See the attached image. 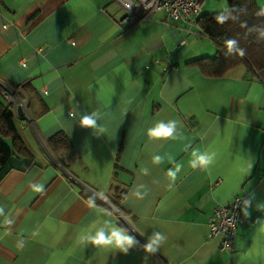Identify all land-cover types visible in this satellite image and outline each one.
I'll list each match as a JSON object with an SVG mask.
<instances>
[{
  "label": "crops",
  "instance_id": "1",
  "mask_svg": "<svg viewBox=\"0 0 264 264\" xmlns=\"http://www.w3.org/2000/svg\"><path fill=\"white\" fill-rule=\"evenodd\" d=\"M115 1L0 0V93L21 89L24 112L8 106L31 154L2 169L0 264H264V80L242 66L208 78L190 64L216 56L199 19L227 0L128 27ZM92 112L104 131L80 127ZM173 120L172 137L148 135ZM59 133L73 149L60 162L48 145ZM200 156L211 163L193 168ZM113 185L125 190L123 212L108 201ZM242 194L250 206L233 251L221 252L209 219ZM113 225L138 244L122 253L80 242ZM154 232L167 240L145 260Z\"/></svg>",
  "mask_w": 264,
  "mask_h": 264
},
{
  "label": "trees",
  "instance_id": "2",
  "mask_svg": "<svg viewBox=\"0 0 264 264\" xmlns=\"http://www.w3.org/2000/svg\"><path fill=\"white\" fill-rule=\"evenodd\" d=\"M262 1L261 7L257 0H227L228 7L224 13L202 16L199 19L201 32L216 44V56L197 59L190 64L208 78L222 77L242 66L250 76L264 80V0ZM218 15L226 18L223 24L217 23ZM229 39L238 42V46L231 51L225 46ZM239 49L244 50L243 56L238 54ZM9 107L7 100L0 93V178L3 176V167L14 154L22 157L31 155L17 134L14 115ZM4 138L11 139L13 149L2 142L1 139ZM48 145L59 162V151L73 152L69 139L60 133L53 136ZM80 194L94 204H102L99 199L84 190L80 191ZM124 194V189L113 185L107 196L110 204L121 212Z\"/></svg>",
  "mask_w": 264,
  "mask_h": 264
},
{
  "label": "built area",
  "instance_id": "3",
  "mask_svg": "<svg viewBox=\"0 0 264 264\" xmlns=\"http://www.w3.org/2000/svg\"><path fill=\"white\" fill-rule=\"evenodd\" d=\"M204 0H116L117 6L125 12V17L120 21L121 27L130 26L139 20L149 19L157 12H165L167 19L177 22L181 18L196 17L201 12ZM21 89L17 91H4L1 95L7 100L9 105H13L15 113L22 112L23 103L19 98ZM22 107H20V106ZM250 206L248 195L236 196L228 205L218 206L214 209L213 215L209 219V237H222L220 251H233V241L239 224L244 218L241 214L243 209Z\"/></svg>",
  "mask_w": 264,
  "mask_h": 264
},
{
  "label": "clouds",
  "instance_id": "4",
  "mask_svg": "<svg viewBox=\"0 0 264 264\" xmlns=\"http://www.w3.org/2000/svg\"><path fill=\"white\" fill-rule=\"evenodd\" d=\"M218 24H223L226 21V18L222 15L216 17ZM226 48L231 51L233 48L238 46V42L234 39H229L225 42ZM238 54L240 56L244 55V50L239 49ZM70 115L74 118V112H71ZM99 113L92 112L91 114H85L80 117L79 125L81 128L85 129H97L104 131L103 126L98 125L97 121L99 119ZM177 128L176 121H169L166 125L164 123H158L154 128L150 129L148 135L152 138H169L173 136V132ZM195 154V153H194ZM153 162L158 164L161 162L160 156H155ZM197 163L201 167L211 163L210 159H206L204 156H200L198 161L191 162V166L195 168ZM170 176H174V173H169ZM37 191L42 190V186L36 188ZM2 211V210H0ZM80 242L85 244H91L93 246H112L120 250L122 253H127L130 249L135 247L138 244V241L133 235L128 234V232L120 227L115 225L111 226L110 229L105 227L98 228L95 233H85L80 236ZM167 237L161 232L152 233L147 242L142 246L145 255L144 259H149L152 255H155L159 251V248L166 242Z\"/></svg>",
  "mask_w": 264,
  "mask_h": 264
},
{
  "label": "rangeland",
  "instance_id": "5",
  "mask_svg": "<svg viewBox=\"0 0 264 264\" xmlns=\"http://www.w3.org/2000/svg\"><path fill=\"white\" fill-rule=\"evenodd\" d=\"M262 7V6H261ZM225 10H226V8H225ZM224 12V11H223ZM213 41V40H212ZM214 43V42H213ZM214 45H215V47H216V44L214 43ZM214 56V55H213ZM1 100L3 101V102H5L3 99H2V97H1ZM6 103V102H5ZM2 141L6 144V145H8V146H10L11 147V142H10V140L9 139H2ZM44 146V145H43ZM38 152V155L40 156V157H42L41 155H42V153H44V154H46L48 157H49V155L45 152V147H42L41 148V150H39V151H37ZM16 158V157H15ZM15 158H13V162H15V161H17ZM50 159H52L53 160V157H49ZM18 159V158H17ZM20 159V158H19ZM12 160H10V162H11Z\"/></svg>",
  "mask_w": 264,
  "mask_h": 264
},
{
  "label": "water",
  "instance_id": "6",
  "mask_svg": "<svg viewBox=\"0 0 264 264\" xmlns=\"http://www.w3.org/2000/svg\"><path fill=\"white\" fill-rule=\"evenodd\" d=\"M22 111H19V113L21 114Z\"/></svg>",
  "mask_w": 264,
  "mask_h": 264
}]
</instances>
